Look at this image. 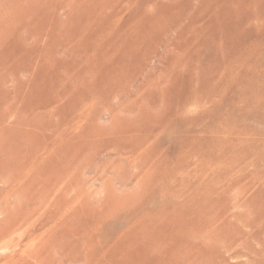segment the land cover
Returning a JSON list of instances; mask_svg holds the SVG:
<instances>
[{"label": "rangeland", "instance_id": "obj_1", "mask_svg": "<svg viewBox=\"0 0 264 264\" xmlns=\"http://www.w3.org/2000/svg\"><path fill=\"white\" fill-rule=\"evenodd\" d=\"M0 25V264H264V0H0Z\"/></svg>", "mask_w": 264, "mask_h": 264}, {"label": "bare ground", "instance_id": "obj_2", "mask_svg": "<svg viewBox=\"0 0 264 264\" xmlns=\"http://www.w3.org/2000/svg\"><path fill=\"white\" fill-rule=\"evenodd\" d=\"M40 10H41V9H40ZM3 21H4V20H3ZM51 21H52V20H51ZM6 24H7V23H6ZM12 24H13V23H12ZM4 25H5V24H4ZM0 26H1V25H0ZM5 26H7V25H5ZM47 26H48V25H47ZM34 27H36V26H34ZM51 27H52V26H51ZM8 28H9V27H8ZM47 28H48V27H47ZM51 29H52V28H51ZM2 30H3V32L1 31L0 33H4V29H3V28H2ZM44 30H45V29H44ZM44 30H43V31H44ZM7 31H9V30H7ZM12 32H13V31H12ZM44 32H45V31H44ZM8 33H9V32H8ZM10 33H11V30H10ZM10 33H9V34H10ZM42 33H43V32H42ZM48 33H50V32H48ZM4 34H5V33H4ZM45 34H46V33H45ZM50 34H51V33H50ZM52 36H53V35H52ZM38 39H39V38H38ZM38 39H37V40H38ZM42 39H43V38H42ZM44 39H45V38H44ZM50 39H51V38H50ZM53 39H54V38L52 37V39H51L52 42L54 41ZM33 40H34V39H33ZM35 40H36V39H35ZM46 40H47V39H46ZM49 41H50V40H49ZM36 42H37V41H35V44H36ZM39 42H40V44H41V41H38L37 43H39ZM42 43H43V42H42ZM44 45L47 46L48 44H45V42H44ZM38 46H39V45H38ZM45 46H44V47H45ZM48 46H49V45H48ZM48 46H47V48L49 49L50 46H49V47H48ZM55 46H56V45H55ZM42 47H43V44H42ZM44 47H43V49H44ZM52 47H54V46L52 45ZM45 48H46V47H45ZM40 49H41V48H40ZM46 50H47V49H46ZM41 51H43V50H41ZM48 51H49V53H50L51 50H48ZM52 52H53V54L55 55V53H54L55 51H51V53H52ZM47 53H48V52L46 51V55H47ZM42 54H43V52H42ZM48 55H50V54H48ZM54 55H53V56H54ZM39 56H40V54H39ZM37 57H38V56H37ZM41 57H42V55H41ZM44 57H45V53L43 54V59H44ZM46 57H48V56H46ZM50 57H52V56H50ZM50 57H49V58H50ZM49 58H48V59H49ZM40 59H41V58H40ZM22 60H23V59H22ZM22 60H21V61H22ZM46 60H47V59H46ZM52 61H53V59H52ZM53 62H54V61H53ZM19 63H20V62H19ZM21 63H22V62H21ZM37 64H38V66H41V65H39V63H37ZM40 64H41V63H40ZM44 65H45V64H44ZM52 65H53V63H52ZM42 66H43V65H42ZM48 66H49V65H48ZM29 68H30V65L28 66L27 69H29ZM15 69H16V68H15ZM31 70H32V69H31ZM95 70H96V69H93L94 72H98V70H97V71H95ZM43 71H45V70H43ZM28 72H32V71H28ZM35 72H36V71H35ZM35 72H34L35 75L33 74V76H36V75H37V73H35ZM49 72H51V71H49ZM39 73H41V71H39ZM45 73H47V71H45ZM45 73H44V74H45ZM47 74H48V73H47ZM100 74H102V73H100ZM31 75H32V74H31ZM93 75L98 76V75H96V74H93ZM37 76H38V75H37ZM41 76H42V75H41ZM43 76H44V75H43ZM14 77H15V76H12V79H13ZM31 77H32V76H31ZM51 77H52V76H51ZM51 77H50V78H51ZM81 77H82V76H81ZM81 77H80V78H81ZM88 77H89V76H88ZM33 78H34V77H32L31 80H32ZM48 78H49V77H48ZM48 78H47V77H46V78L44 77V78L42 79V77H41V80L43 81V80L45 79V80H46L45 83H47V79H48ZM84 78H86V77H84ZM76 79H77V78H75V80H76ZM34 80H35V78H34ZM36 80H37V79H36ZM41 80H40V83H41ZM45 80H44V81H45ZM12 81H14V79H13ZM73 81H74V80H73ZM35 82H36V81H35ZM48 82H50V81H48ZM76 82H79V81H76ZM38 83H39V82H38ZM50 83H51V82H50ZM53 84H54V83H53ZM43 88H47V87H42V89H43ZM22 89H24V88H22ZM28 89H29V88H28ZM44 90H45V89H44ZM19 91H20V90H19ZM42 91H43V90H42ZM45 91H46V90H45ZM19 93H20V92H19ZM19 93L17 92V93H15V94H19ZM45 93H46V92H45ZM38 94H39V93H38ZM66 94H68V92H67ZM98 94H99V93H98ZM34 95H35V94H34ZM26 96H27V94H26ZM24 97H25V96H24ZM23 99H24V98H23ZM23 99H22V100H23ZM36 99H37V97H36ZM26 101H27V100H25V102H24V100H23L22 102H24V104H26ZM28 101H29V100H28ZM31 101H32V98H31ZM37 101H38V100H37ZM28 103H29V102H28ZM31 103H34V102L32 101ZM29 104H30V103H29ZM80 104H81V103H80ZM81 105H82V104H81ZM85 105H87V104H85ZM85 105H84V107H85ZM76 106H77V105H76ZM77 107H78V106H77ZM10 108L13 109V107H10ZM82 108H83V105H82ZM82 108H81V109H82ZM87 108H88V107L86 106L85 109H83V110H84V111H86V110H87V111L90 110L89 108H88V109H87ZM10 110H11V109H10ZM83 110H80L79 113L83 112ZM87 111H86V112H87ZM76 112H77V111H76ZM86 112H84V113L86 114ZM84 113H83V114L81 113V115L84 116ZM87 113H88V112H87ZM81 115H80V117H81ZM88 115H90V113L87 114V116H88ZM81 118H83V117H81ZM85 118H86V117H85ZM83 119H84V118H83ZM64 120H65V118H64ZM84 124H85V123H84ZM72 156H73V155H72ZM72 156H71V158H72ZM72 159H74V158H72ZM70 160H71V159H70ZM74 160H75V159H74ZM66 163H67V162H66ZM69 163L71 164V162H69ZM66 169H67V168H66ZM63 172H64V171H63ZM65 175H66V174H64V176H65ZM69 183H70V182H69ZM65 185H66V184H65ZM71 186H72V185H71ZM64 187H65V186H64ZM71 188H72V187H71ZM76 200H78V201L80 202L81 199H76ZM79 202H78V204H80ZM81 202H83V205H84L85 202H84V201H81ZM85 205H86V204H85ZM79 206H80V205H79ZM87 207H89V206H87ZM81 208L83 209V207H80V209H81ZM80 211H81V210H79V212H80ZM89 212H90V211H88L87 213H89ZM82 213H83V212H82ZM91 213H92V212H91ZM85 216H86V215H85ZM87 216H88V214H87ZM64 221H65V220H64ZM83 231H84V230H83ZM11 232H12V231H11ZM85 232H86V231H85ZM86 235H87V234H86ZM87 237H88V236H87ZM92 238H93V237H92ZM94 240H95V239H94ZM112 242H113V241H112ZM68 243H69V242H68ZM71 243H72V242H71ZM114 243L116 244V242H114ZM65 244H67V243H65ZM115 244H114V245H115ZM68 245H69V244H68ZM74 245H75V244H74ZM100 245H101V244H100ZM114 245H113V246H114ZM71 246H72V244H71ZM75 246H76V245H75ZM107 246H108V245H107ZM109 246H110V245H109ZM109 246H108V249L111 248V249H109V250H111V252L114 251L113 256H114V254H115V250H117L116 253H118V250H119V249H116V248H118L117 244L114 246V247H116V248H113V246H111V247H109ZM91 247H92V246H91ZM63 248H64V247H63ZM74 248H75V247H74ZM88 248H90V247H88ZM101 248H102V247H101ZM64 249H65V248H64ZM67 249H68V248H67ZM113 249H115V250H113ZM94 250H95V248H94ZM106 250H107V249H106ZM95 251H96V250H95ZM99 251H100V250H99ZM88 252H89V251H88ZM101 253H102V252H101ZM101 253H100V254H101ZM106 253H107V252H106ZM98 254H99V253H98ZM108 254H109V253H108ZM108 254H107V255H108ZM111 255H112V253H111ZM186 255H187L186 257H189V258H190V254L187 253ZM188 255H189V256H188ZM101 256H102V255H101ZM108 256H109V255H108ZM108 256H107V257H108ZM93 258H94V257H93Z\"/></svg>", "mask_w": 264, "mask_h": 264}]
</instances>
